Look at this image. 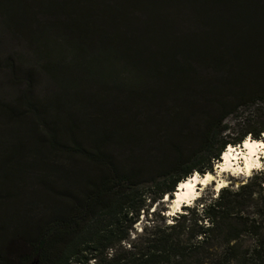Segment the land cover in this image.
Instances as JSON below:
<instances>
[{"label": "trees", "instance_id": "obj_1", "mask_svg": "<svg viewBox=\"0 0 264 264\" xmlns=\"http://www.w3.org/2000/svg\"><path fill=\"white\" fill-rule=\"evenodd\" d=\"M0 16L34 62H9L24 89L0 106L25 125L0 153V203L28 195L0 225L5 253L19 264H264V169L132 237L142 212L162 217L154 204L213 173L229 145L262 139L264 121L228 140L226 120L264 103V0H0ZM42 79L52 86L38 92ZM29 174L50 198L25 192Z\"/></svg>", "mask_w": 264, "mask_h": 264}, {"label": "rangeland", "instance_id": "obj_2", "mask_svg": "<svg viewBox=\"0 0 264 264\" xmlns=\"http://www.w3.org/2000/svg\"><path fill=\"white\" fill-rule=\"evenodd\" d=\"M13 59L14 61H11ZM9 62H14L16 66L22 65L23 68L19 72H28L29 70H32L34 68L32 55L29 52L27 48H25L23 42L21 39L16 37L11 30H8L7 23L5 19H3L0 16V106H3V104H8L12 107H16L18 100L20 98V95L24 89V85H21L16 81V79L13 77V71L11 69L12 65L9 64ZM26 78V75H22V79ZM51 83L47 79L40 80L39 84H37L38 92L48 91L51 87ZM260 108L262 110V113H264V103L255 105L254 107H246L239 110L234 115H231L227 120L226 124L229 126L230 131L226 133L227 137L226 139L232 140L238 138L241 133H243L247 127L249 126H256L257 123L264 121V115L258 119V116L260 113L257 114L255 109ZM18 122L12 121V118H10L9 115L3 110V113H0V153H4L3 149L6 147H10L19 141L21 137V132L24 131L23 127L25 128V125L21 124L23 127H21L19 124H16ZM262 139H264V135H262ZM261 139V140H262ZM247 140H252V138L248 137ZM256 140V139H255ZM245 142L242 143L245 146ZM237 146L234 148H241V146ZM230 146V145H229ZM228 146V147H229ZM232 149L233 146L231 145ZM227 151V150H226ZM225 152L223 153V155ZM221 160V157H220ZM220 160L216 161V163H219ZM34 165H38V161H34ZM264 169V165H261L259 169H255L252 171L250 176H246L243 174H240L237 172V174H222V179L226 181L224 186L230 188V189H237L242 184L246 183L249 178L254 175L257 172H260V170ZM216 170V166L214 169V172ZM21 171L23 174H25V171L21 167ZM213 172V173H214ZM9 178H16L17 174L15 172V168H13V171L9 173ZM30 176H34L32 174L24 176V180L28 181L27 184H25V187L27 190L25 192H32L33 189H36V186L32 188L33 186L30 184L33 179H30ZM30 180V181H29ZM34 181H37L34 179ZM32 188V189H31ZM225 188V187H224ZM31 190V191H28ZM220 193V189H218L217 185L215 183H212L211 185H208L204 187V189L201 191V198L198 201H195L191 204V207H196L198 205H201L202 203H210L213 199H216L218 194ZM5 192H2L1 198H3V202H6L5 204L0 203V225L7 223L8 220L15 218L19 216L23 209H24V203L28 200L27 197L24 198V200H19V192L13 195H9V198L5 197ZM31 195V193H29ZM34 196L36 198H42L45 199L50 198V194H47L45 190L42 188H37L34 192ZM22 198V197H21ZM20 198V199H21ZM148 198H151V195H148ZM173 198V196H172ZM168 199V198H167ZM166 199L161 200L159 203L154 204L153 208L150 210V212H153V210L156 208L158 211H161V216L156 218V216H148L146 214H143L140 218V221L135 224L134 231L132 232V237L134 238L137 234H139L142 229L147 225L148 223H152V221H157V223L160 224H172L174 222V218L184 213V207L190 206L185 205L183 208L181 207L180 210H176L172 212V215H167L169 212V208L171 207V203L165 202ZM147 204L150 205V200L147 199ZM158 205V206H157ZM157 206V207H156ZM27 207V206H26ZM202 207V205H201ZM12 212L14 213V216H12ZM26 213V210H25ZM15 214L17 216H15ZM18 219L16 218V224L12 225L11 227L14 228H23L25 225L24 221L18 222ZM0 250L5 256V264H19V256H16L14 253H9L4 250L3 243L0 240Z\"/></svg>", "mask_w": 264, "mask_h": 264}, {"label": "bare ground", "instance_id": "obj_3", "mask_svg": "<svg viewBox=\"0 0 264 264\" xmlns=\"http://www.w3.org/2000/svg\"><path fill=\"white\" fill-rule=\"evenodd\" d=\"M231 146V145H230ZM219 163H216L214 173L208 172L205 176L194 174L192 177L183 180L176 190L174 201L171 203L167 215H172L173 211L180 210L185 205H191L193 202L201 198V191L204 187L215 183L218 189L226 186V181L222 179V174H240L250 176L252 171L259 169L264 165V139L247 140L241 148L224 151ZM168 198V197H167ZM168 200V199H166ZM165 200V202H167Z\"/></svg>", "mask_w": 264, "mask_h": 264}, {"label": "water", "instance_id": "obj_4", "mask_svg": "<svg viewBox=\"0 0 264 264\" xmlns=\"http://www.w3.org/2000/svg\"><path fill=\"white\" fill-rule=\"evenodd\" d=\"M210 173H211V172H210ZM206 174H207V173H206ZM206 174H204V175H200V176H205ZM177 189H178V186H177L176 190H177ZM175 194H176V192L173 193V198H172L171 196L167 195V196H165L164 199H167V197H168V202L172 203V202L174 201V195H175ZM0 264H2L1 258H0ZM32 264H38V261H35V262H33Z\"/></svg>", "mask_w": 264, "mask_h": 264}, {"label": "clouds", "instance_id": "obj_5", "mask_svg": "<svg viewBox=\"0 0 264 264\" xmlns=\"http://www.w3.org/2000/svg\"><path fill=\"white\" fill-rule=\"evenodd\" d=\"M191 206V205H190Z\"/></svg>", "mask_w": 264, "mask_h": 264}]
</instances>
